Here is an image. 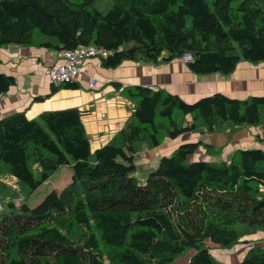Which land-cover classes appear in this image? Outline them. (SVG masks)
<instances>
[{"label":"trees","instance_id":"trees-1","mask_svg":"<svg viewBox=\"0 0 264 264\" xmlns=\"http://www.w3.org/2000/svg\"><path fill=\"white\" fill-rule=\"evenodd\" d=\"M10 45L98 47L110 52L100 58L106 69L190 53L193 73L228 76L241 61L264 62V0H0V49ZM15 85L0 72V98ZM61 87L78 85H52L33 101ZM122 93L131 114L95 150L78 108L0 117V264H173L191 250L187 264H225L209 243L230 249L264 233L263 149L191 160L201 147L209 157L221 154L200 138L162 157L144 182L136 176L145 148L188 133L232 138L240 128L263 126L264 96L215 93L186 102L141 85ZM63 166L72 169L71 182L31 206L29 194ZM234 264H264V247H250Z\"/></svg>","mask_w":264,"mask_h":264},{"label":"crops","instance_id":"crops-1","mask_svg":"<svg viewBox=\"0 0 264 264\" xmlns=\"http://www.w3.org/2000/svg\"><path fill=\"white\" fill-rule=\"evenodd\" d=\"M59 54L55 50L36 46L10 45L0 49V72L16 79V85L0 98V117L25 111L29 119H34L44 111L78 108L85 111L83 123L93 150L107 144L128 120L132 105L122 93L127 86L164 88L186 102H194L215 93L240 100L250 96H264V62L252 64L241 61L232 74L223 76L219 73L197 75L189 69L187 62L177 59L160 65L125 61L117 68L106 69L99 65L100 59L91 58L83 64L85 73L77 82L78 88L61 87L46 100L34 102L37 96L51 94L52 84L47 78L41 77L40 70L58 62ZM89 76L98 79L97 88H88ZM115 83H119L121 88H116ZM180 137L185 142L200 139L199 134H184L176 139ZM204 141L222 147L221 153L226 147H234L228 152L227 158L238 149L264 150V125L240 128L232 138L226 132L210 134ZM170 146L168 140L159 147ZM146 155L148 159L157 160L153 151L148 150ZM209 158L212 159V156L205 159ZM245 241L249 246L244 244L237 248L246 251L252 241L264 247V233L250 235Z\"/></svg>","mask_w":264,"mask_h":264},{"label":"rangeland","instance_id":"rangeland-1","mask_svg":"<svg viewBox=\"0 0 264 264\" xmlns=\"http://www.w3.org/2000/svg\"><path fill=\"white\" fill-rule=\"evenodd\" d=\"M177 60L182 61V62H186V61H184L183 58H179ZM48 67L49 66L43 67L40 70L41 77H44L42 75L41 71L45 68H48ZM209 135L210 134H205V135L199 134L200 138L202 137V139H206L207 136H209ZM185 141L186 140L182 141L181 137L179 139H175V140L170 139L169 143H171V145H172L170 147H156L153 149L145 148L142 152H140L136 156V163L138 165V171L136 173V176H137L138 180L141 183L144 182L145 175L150 170L156 169L158 167L159 160L164 156H170L174 152V150L176 148H178V146L182 142H185ZM190 142H193V141H190ZM230 148L226 147L224 149V151L219 156H212V160H219V159L227 160L228 159L227 158L228 152H231L234 149V147H230ZM92 149H93V147H92ZM148 150L155 152L157 160L153 161V160H151V158L150 159L147 158L146 153ZM200 151H205V150H203V147H201L200 150L197 151V153H195L194 155H192L190 157V159L196 161V160H198L197 159V157H198L199 159L205 160V158L207 157L206 153L204 152V154H203V153H200ZM208 160H210V158ZM71 179H72V169L69 166H63L44 185L39 187L37 190H35L31 194H29V191H30L29 186L23 182L18 183V188L20 189V191H22L23 194H26V195L29 194L28 203L31 206H36L40 202H42V200L45 198V196L47 194H49L51 191H53L54 189H62L65 186H67L71 182ZM22 201H20L18 199V202H22ZM244 244L249 246V244H247L245 242H241V243L235 245L234 247H232L230 249H226V248H220L218 246H215L212 243H209L210 252H211L212 256L217 261L222 262V263H226V264H234V263H238V262L242 261L246 251L248 250V248H250L252 246H258V245H255L256 243L254 241H252L250 243V247H248L246 251L240 250L237 248L238 246L244 245ZM193 254H194L193 250L189 251L184 256L178 258L173 264H187L189 262V260L191 259Z\"/></svg>","mask_w":264,"mask_h":264},{"label":"built area","instance_id":"built-area-1","mask_svg":"<svg viewBox=\"0 0 264 264\" xmlns=\"http://www.w3.org/2000/svg\"><path fill=\"white\" fill-rule=\"evenodd\" d=\"M109 54L110 52L105 49L87 46H79L74 50H62L59 54V61L54 65L43 69L41 73L52 85L61 86L67 83H77L84 76L85 70L83 64L87 59H100L101 57H107ZM181 58L188 62L192 60V55L187 53ZM98 86V79L89 76L88 88L94 89Z\"/></svg>","mask_w":264,"mask_h":264},{"label":"bare ground","instance_id":"bare-ground-1","mask_svg":"<svg viewBox=\"0 0 264 264\" xmlns=\"http://www.w3.org/2000/svg\"><path fill=\"white\" fill-rule=\"evenodd\" d=\"M192 251V250H191Z\"/></svg>","mask_w":264,"mask_h":264}]
</instances>
